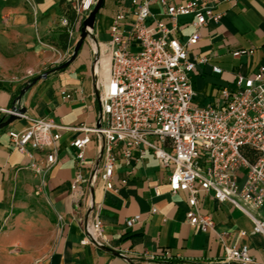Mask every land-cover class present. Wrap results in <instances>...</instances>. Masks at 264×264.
Listing matches in <instances>:
<instances>
[{"label": "crops", "instance_id": "obj_1", "mask_svg": "<svg viewBox=\"0 0 264 264\" xmlns=\"http://www.w3.org/2000/svg\"><path fill=\"white\" fill-rule=\"evenodd\" d=\"M75 1L0 0V27L3 26L1 20L7 19L25 38L35 35L40 39L45 35L68 33L66 41L60 38L61 47H65L70 56L79 38L76 32L80 35L85 17L75 14ZM183 1L169 0L172 3ZM120 4L128 7L130 0H103L91 35L83 40L75 58L65 68L53 69L64 61L53 65L45 77L37 79L22 94L20 88L25 82L12 83L9 78H0V108L16 105L34 117H50L65 127H93L100 113L94 80L96 77L100 80L106 78L108 62L102 61L95 73L92 45L108 41V27ZM151 9L158 18L168 21L157 4L153 3ZM216 10L223 13L220 21L202 26L198 41L188 46L189 59L207 58L204 64L196 63L190 75L195 92L193 101L200 105L215 103L220 88L233 86L235 74L252 75L264 65V0H220ZM131 18L127 14L126 20ZM192 20V15L178 17L182 25L178 34L180 41H185L192 32ZM243 49L252 52L233 54ZM213 65L220 67L221 72L215 73ZM60 89L69 91L72 98L63 99ZM7 117L0 110V121ZM28 124L27 120L19 118L0 129V235L9 211L15 178L31 170L28 159L12 147L8 131L21 130ZM84 134L85 131L78 129L60 131L56 161L48 171L45 185L40 188L46 195L48 206L61 217L64 226L51 250L37 258L34 264H205L222 257L223 245L215 232L220 233L227 243L246 244L253 258L251 264H264V238L251 233L252 222L246 214L227 201H218L211 191H199L200 212L210 215L214 230L203 231L190 225L185 219L188 209L186 193L170 191L168 176L171 168L162 167L151 151L138 158L137 150L131 147L130 156L126 158L122 145L115 149L113 188L105 189L100 178L92 185L93 201L99 204L107 244L103 247L82 244L85 233L78 218L89 217L90 208L89 203H80L78 207L72 203L70 182L76 170L75 152L69 141ZM88 134L91 142L85 148L82 166L85 178L96 164L101 167L103 163L97 137ZM242 181L241 176L239 184ZM151 207L156 208V212H151ZM253 212L264 219V203ZM135 214L141 215L140 220L126 227L125 220ZM241 231L246 234L241 235ZM167 254L170 258H166Z\"/></svg>", "mask_w": 264, "mask_h": 264}, {"label": "built area", "instance_id": "obj_2", "mask_svg": "<svg viewBox=\"0 0 264 264\" xmlns=\"http://www.w3.org/2000/svg\"><path fill=\"white\" fill-rule=\"evenodd\" d=\"M95 1L76 0L75 14L86 16ZM219 1L130 0L128 7L120 4L108 27V41L92 45L95 73L102 61L108 62L106 78L94 80L100 113L93 127H65L50 117H34L26 110L20 111L16 105L0 108L6 115L29 122L21 130H9L8 136L12 147L28 159V168L39 178L40 187L45 185L48 171L56 161L60 131L70 128L86 132L69 141L75 152L76 170L70 182L72 203L75 207L89 203L90 208L89 217L78 218L85 233L82 244H107L92 185L100 178L105 189L113 188L115 149L119 145L124 147L126 158L131 147L137 150L138 158L151 151L162 167L171 168L170 191L186 193L185 219L190 225L203 231L214 230L210 215L200 212L198 198L199 191H211L218 201H227L246 214L252 222L251 233L264 238V219L253 212L264 203V65L252 75L235 74L233 86L220 88L215 103L200 105L193 101L190 75L196 63L204 64L207 58L189 59L188 46L198 41L202 26L220 21L223 13L216 10ZM153 3L162 9L167 22L153 13ZM127 14L132 16L129 21ZM182 15L193 16V30L185 41L178 37L182 27L178 17ZM244 52L252 50L233 54ZM66 54L68 58L69 53ZM212 70L221 72L217 65ZM59 94L63 99L72 98L65 89H60ZM88 133L97 137L103 163L101 167L96 164L85 178L82 166L85 148L91 142ZM241 176L243 181L239 184ZM150 211L156 212V208L151 207ZM140 218V214L127 218L125 226H132ZM57 221L61 230L64 225L59 215ZM215 233L223 245L222 257L205 264L253 262L246 244L227 243L220 233ZM245 234L241 231V235Z\"/></svg>", "mask_w": 264, "mask_h": 264}, {"label": "rangeland", "instance_id": "obj_3", "mask_svg": "<svg viewBox=\"0 0 264 264\" xmlns=\"http://www.w3.org/2000/svg\"><path fill=\"white\" fill-rule=\"evenodd\" d=\"M1 23L0 78L23 83L40 77L44 71H50L53 65L67 59L59 35L25 38L7 19ZM63 27L66 29L67 25ZM76 37H79L78 32ZM48 203L39 178L32 170L15 178L9 211L1 227L0 264H34L37 258L51 250L60 229L57 214Z\"/></svg>", "mask_w": 264, "mask_h": 264}, {"label": "water", "instance_id": "obj_4", "mask_svg": "<svg viewBox=\"0 0 264 264\" xmlns=\"http://www.w3.org/2000/svg\"><path fill=\"white\" fill-rule=\"evenodd\" d=\"M102 3H103V0H96L95 1L94 5L90 9V11L87 13V15L82 20V24H81V27H80V35H79V38H78V40L76 41V43H75V45L73 47L71 55L69 56V58L66 61H64L63 63L59 64L55 69L65 68L75 58L78 50L80 49V47H81V45L83 43V40L89 35V29H92L93 26H94V21H95L96 14L99 11ZM48 72L44 71L40 77H38L36 79L34 78L31 83L26 84L20 90V94H22L24 92V90L27 89L37 79H39L41 77H45ZM19 110L20 111H24L25 109L24 108H19ZM15 119H17V117L15 115H8V117L6 119L0 121V129L5 127V126H7L9 123L14 121Z\"/></svg>", "mask_w": 264, "mask_h": 264}, {"label": "trees", "instance_id": "obj_5", "mask_svg": "<svg viewBox=\"0 0 264 264\" xmlns=\"http://www.w3.org/2000/svg\"><path fill=\"white\" fill-rule=\"evenodd\" d=\"M60 37H61L64 41H66V40H67V37H68V33L62 34ZM56 67H57V66H55L53 69H55ZM33 79H34V78H30V79H28L27 81H25V83L21 85L20 90H21L26 84L31 83V82L33 81Z\"/></svg>", "mask_w": 264, "mask_h": 264}]
</instances>
